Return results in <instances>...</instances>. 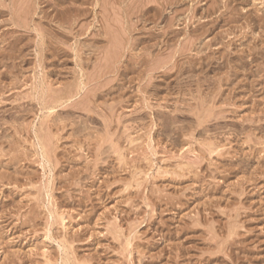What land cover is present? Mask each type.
Masks as SVG:
<instances>
[{"label": "rangeland", "instance_id": "rangeland-1", "mask_svg": "<svg viewBox=\"0 0 264 264\" xmlns=\"http://www.w3.org/2000/svg\"><path fill=\"white\" fill-rule=\"evenodd\" d=\"M1 1L0 264H264V0Z\"/></svg>", "mask_w": 264, "mask_h": 264}, {"label": "bare ground", "instance_id": "bare-ground-1", "mask_svg": "<svg viewBox=\"0 0 264 264\" xmlns=\"http://www.w3.org/2000/svg\"><path fill=\"white\" fill-rule=\"evenodd\" d=\"M3 1V0H2ZM1 1V2H2ZM108 1V0H107ZM12 3H13V0L11 1ZM18 2V1H17ZM150 2V1H149ZM115 3V2H114ZM144 3V2H143ZM145 4V3H144ZM150 4V3H149ZM16 4H14V6H15ZM28 5V4H27ZM31 5V4H30ZM36 5V4H35ZM104 5V4H103ZM28 7V6H27ZM137 7V6H136ZM4 8V7H3ZM6 8V7H5ZM31 8V7H30ZM105 8V7H104ZM128 8V7H127ZM217 8V7H216ZM24 9H25V7H24ZM24 9H22V10H24ZM28 9V8H27ZM118 10V9H117ZM162 10V9H161ZM25 11V10H24ZM3 12V11H2ZM31 12V11H30ZM105 12V11H104ZM131 12V11H130ZM28 13V12H27ZM100 13H102V12H100ZM109 13V12H108ZM105 14V13H104ZM110 14V13H109ZM113 14H115V13H113ZM130 14V13H129ZM161 14V13H160ZM18 15V14H17ZM40 15V14H39ZM75 15V14H74ZM77 15V14H76ZM81 15V14H80ZM108 15V14H107ZM98 16V15H97ZM129 16V15H128ZM135 16V15H134ZM16 17H18V16H16ZM22 17V16H21ZM80 17V16H79ZM105 17V16H104ZM25 18H27V17H25ZM29 18V17H28ZM34 18V17H33ZM77 18V17H76ZM111 18V17H110ZM69 19V18H68ZM113 20V19H112ZM22 21V20H21ZM26 21V20H25ZM65 21V20H64ZM12 23V22H11ZM97 23V22H96ZM106 23H107V21H106ZM120 23V22H119ZM137 23V22H136ZM25 24V23H24ZM28 24V23H27ZM68 24V23H67ZM108 24V23H107ZM106 24V25H107ZM18 25V24H17ZM26 25V24H25ZM115 25V24H114ZM66 26V25H65ZM68 26H69V24H68ZM110 26V25H109ZM120 26H121V24H120ZM205 26V25H204ZM14 27V26H13ZM16 27V26H15ZM115 27V26H114ZM170 27V26H169ZM59 28V27H58ZM68 28V27H67ZM84 28V27H83ZM117 28V27H116ZM123 29V28H122ZM132 29V28H131ZM83 30V29H82ZM108 30V29H107ZM62 31V30H61ZM114 32H116L115 30H114ZM166 32V31H165ZM25 34V33H24ZM27 34V33H26ZM116 34V33H115ZM124 34H126V33H124ZM131 34V33H130ZM113 35V34H112ZM91 36V35H90ZM93 36H95V35H93ZM116 36H118L117 34H116ZM14 37V36H13ZM51 37H52V35H51ZM123 37V36H122ZM23 38V37H22ZM99 38H101V37H99ZM115 38V37H114ZM125 38V37H124ZM12 39V38H11ZM10 39V40H11ZM55 39V38H54ZM102 39V38H101ZM127 39V38H126ZM116 40V39H115ZM118 40H119V38H118ZM9 41V40H8ZM17 41V40H16ZM95 41V40H94ZM110 41H111V39H110ZM262 41V40H261ZM264 41V40H263ZM52 42V41H51ZM117 43H118V41H116ZM120 42V41H119ZM133 42V41H132ZM108 43H109V41H108ZM264 43V42H263ZM14 44H15V42H14ZM30 44V43H29ZM113 44V43H112ZM14 46H16V45H14ZM3 49V48H2ZM122 49V48H121ZM120 49V50H121ZM126 49V48H125ZM114 50V49H113ZM112 50V51H113ZM255 50V49H254ZM264 50V49H263ZM262 50V51H263ZM48 52V51H47ZM94 52V51H93ZM58 53H60V52H58ZM102 53V52H101ZM57 54V53H56ZM111 54V53H110ZM78 55H80V54H78ZM43 56V55H42ZM77 56V55H76ZM117 57V56H116ZM78 58H80V56L78 57ZM82 58V57H81ZM80 58V59H81ZM114 58V57H113ZM112 58V59H113ZM79 59V60H80ZM116 60H117V58H116ZM115 60V61H116ZM41 61V60H40ZM103 61V60H102ZM106 61V60H105ZM114 61V62H115ZM119 61V60H118ZM135 61H136V59H135ZM152 61V60H151ZM104 62V61H103ZM162 62V61H161ZM40 63V62H39ZM106 63V62H105ZM112 64H114V63H112ZM251 64V63H250ZM39 65H41V64H39ZM113 66V65H112ZM121 66V65H120ZM135 66V65H134ZM95 67V66H94ZM152 67V66H151ZM96 68V67H95ZM113 69V68H112ZM136 69V68H135ZM152 69H154V68H152ZM172 69V68H171ZM101 70V69H100ZM105 70V69H104ZM117 70H118V68H117ZM131 70V69H130ZM149 70V69H148ZM168 70V69H167ZM111 71V70H110ZM152 71V70H151ZM169 71V70H168ZM172 71V70H171ZM154 72V71H153ZM104 73V72H103ZM146 73V72H145ZM141 76V75H140ZM103 77V76H102ZM95 78V77H94ZM138 78V77H137ZM102 80V79H101ZM111 80V79H110ZM82 88V87H81ZM98 90V89H97ZM84 91V90H83ZM88 91V90H87ZM99 91V90H98ZM61 92V91H60ZM59 92V93H60ZM41 93V92H40ZM57 93V92H56ZM58 93V94H59ZM35 96V95H34ZM40 96V95H39ZM38 96V97H39ZM36 97V96H35ZM37 97V98H38ZM64 98V97H63ZM58 99V98H57ZM56 99V100H57ZM47 100V99H46ZM55 99L53 100L54 101V103H55V101H56ZM68 101V100H67ZM73 102V101H72ZM85 102V101H84ZM83 102V103H84ZM123 102V101H122ZM65 103V102H64ZM63 102H62V98L60 99H58L57 101H56V108H58V107H61L63 104H64ZM58 104V105H57ZM52 105V104H51ZM69 105V104H68ZM68 105H67V107H68ZM73 105V104H72ZM76 105V104H75ZM49 106V105H48ZM47 106V107H48ZM78 106V105H77ZM44 107V106H43ZM63 107V106H62ZM66 106H65V108H67ZM114 107V106H113ZM45 109H46V107H44ZM69 108H70V105H69ZM111 108V107H110ZM49 109H51V108H49ZM52 109L54 110V108H53V106H52ZM51 109V111H53ZM64 109V108H63ZM94 109V108H93ZM112 109V108H111ZM47 110V109H46ZM110 113V112H109ZM113 113H114V111H113ZM221 114V113H220ZM217 115V114H216ZM60 117V116H59ZM117 117V116H116ZM218 117H220V116H218ZM253 118V117H252ZM119 119V118H118ZM214 119V118H213ZM219 119V118H218ZM223 119V118H222ZM255 119V118H254ZM261 119V118H260ZM264 119V118H263ZM48 120H49V118H48ZM59 120V119H58ZM251 120V119H250ZM253 120V119H252ZM47 121V120H46ZM67 121V120H66ZM254 121V120H253ZM262 121V120H261ZM64 122V121H63ZM118 122V121H117ZM209 122V121H208ZM206 123V122H205ZM167 124V123H166ZM52 126V125H51ZM60 126V125H59ZM88 127V126H87ZM153 127V126H152ZM260 127V126H259ZM25 128V127H24ZM110 128V127H109ZM128 128V127H127ZM263 128V127H262ZM129 129V128H128ZM49 130V129H48ZM130 130V129H129ZM259 130V129H258ZM19 131V130H18ZM110 132V131H109ZM56 134V133H55ZM210 134V133H209ZM58 135V134H57ZM212 135V134H211ZM51 137V136H50ZM58 137V136H57ZM60 139V138H59ZM66 139V138H65ZM259 139V138H258ZM152 140V139H151ZM251 141V140H250ZM57 142V141H56ZM51 143V142H50ZM60 144V143H59ZM44 145H45V143H44ZM58 147V146H57ZM223 149V148H222ZM214 151V150H213ZM220 151V150H219ZM48 152V151H47ZM212 152V151H211ZM218 152V151H217ZM213 154H214V152H212ZM49 154V153H48ZM216 154V153H215ZM229 155V154H228ZM253 155V154H252ZM259 156V155H258ZM15 160V159H14ZM183 169V168H182ZM189 170V169H188ZM229 229V228H228ZM232 231V230H231ZM229 234V233H228ZM231 235V234H230ZM230 243V242H229ZM128 246V245H127ZM130 247V246H129ZM3 248V247H2ZM230 248V247H229ZM143 254V253H142Z\"/></svg>", "mask_w": 264, "mask_h": 264}]
</instances>
